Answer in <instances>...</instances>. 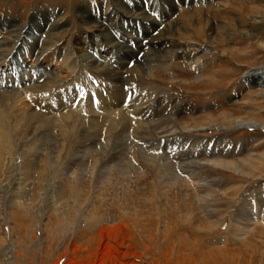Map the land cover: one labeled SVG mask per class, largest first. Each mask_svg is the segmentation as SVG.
Instances as JSON below:
<instances>
[{
	"label": "rangeland",
	"instance_id": "1",
	"mask_svg": "<svg viewBox=\"0 0 264 264\" xmlns=\"http://www.w3.org/2000/svg\"><path fill=\"white\" fill-rule=\"evenodd\" d=\"M114 1L117 10L124 8V4L132 6L130 0ZM133 1L139 6L146 5V0ZM156 1L157 6L166 9L165 0ZM169 1L175 4L178 2ZM210 3L192 6L194 9L186 13L195 16L197 13L206 14L212 20L230 25L232 28L229 33L234 39L226 47L217 46L211 55L201 56L204 72L197 73L188 69L174 58L160 63L162 65L155 68V72L153 68L158 63H151V68L146 71L153 72V77L146 78L142 72L141 76L134 77L136 82L139 80L144 84L143 87L148 86L146 90L140 87L143 91H138L137 86H121L114 78L101 81L94 76L91 68L85 66L90 74L87 73L88 78L98 87L99 92L87 91L76 82L72 90L67 92L74 96L70 97V101H62L61 104L57 102L54 97L64 94L62 90L57 91L58 88L42 94L47 100L42 102L44 105L40 104L37 111L54 116L48 127L45 124L41 126L39 122L34 125L7 123L6 120L3 122L5 115L12 117V107L1 108L0 171L8 153L15 162L12 166V179L0 185V264H264L263 224L254 220L251 223L255 224L243 226L240 236L233 235L238 230L234 218L237 216L238 219H244L239 212L250 211L251 203L256 210L253 200L248 202L250 206L244 205L243 201L264 186V168L258 170V176L254 179L243 180L231 172L209 168L208 174L219 180V184L214 187L215 198L201 205L192 186L197 182L196 179L186 177L174 167H169L167 172L163 171L166 163L173 164L172 156L180 147L181 140L173 138L169 142L147 144L135 141L130 134L127 135V146L130 149L135 145V149H130L128 153L127 147H120L121 150L118 149V154H115V151L109 152L115 134H107L106 137L105 130L101 129L100 136L96 135V140L92 139V144L88 146L80 137L85 133L84 130L91 128L88 122L90 116L101 114V106L106 105L102 99H107L102 89L112 84L119 85L121 93H125L126 98L123 95L122 100L130 104L135 101V106L145 103V111L149 110L146 115L148 121L156 119L152 112L155 108L163 109L166 94L170 97L173 94V99L181 106L186 105L185 121L194 124H208L216 120L215 124L220 126L225 114L230 119L264 124V87L260 89L253 83L243 82L249 69L264 64V52L256 47L257 39L264 40V0H214ZM99 4H105V0H0V15L26 26L37 10L42 13L43 10H54L56 14L53 19L70 26V33L65 30L60 33L63 42L69 38L80 41L92 32L83 30L75 22L74 10L88 6L97 11ZM183 13L175 12L171 15L172 24L185 25L183 31H178L185 36L190 29L182 19ZM255 19L260 22L255 23ZM127 26L125 30L131 29L137 33L142 28L138 23ZM238 26L249 29L254 40L248 41L240 35L243 30L233 29ZM158 28H149L147 32L157 36L164 25ZM120 29L122 26L114 32L119 35ZM140 40H143L141 45L147 51L150 47L149 38ZM35 42L28 51L31 59L41 45L40 41ZM126 43L129 44L128 41ZM195 43L201 45L198 41ZM160 46L162 48L155 52H161L164 45ZM227 47L240 51L238 56L230 58L221 55L220 51ZM143 55V52L128 57L122 54L120 65L124 69L132 68L135 59ZM152 55H148L147 60ZM10 57L7 58L10 66H0V74L1 69L6 67V72L0 75L5 83L4 89L0 91L15 89V83L22 79L25 83L32 80L34 85L43 83L45 74L36 69V72H24L19 59L16 62ZM109 58H112V65L117 64L116 55H110ZM41 63L46 62L41 59ZM198 77L203 80L193 84V79ZM130 94L133 96L130 97ZM48 102L49 107L45 106ZM59 113L64 116H58ZM12 125L16 126L15 129ZM219 126L205 134L184 136L185 139L198 137L200 154L199 151L192 152L195 156L199 154L198 160H208L205 156L213 154L212 148L218 140L223 141L225 150L229 146V152H233L227 161L244 160L252 155L258 160L264 159V131L243 127L223 132L218 129ZM65 127L68 129L64 132ZM122 136L119 139L124 142L126 138ZM203 150L208 153L203 154ZM221 159L226 161V158ZM19 161L22 162L21 168L16 171L14 169L20 164ZM198 178L203 177L199 175ZM263 210L264 206H260L259 212Z\"/></svg>",
	"mask_w": 264,
	"mask_h": 264
},
{
	"label": "bare ground",
	"instance_id": "2",
	"mask_svg": "<svg viewBox=\"0 0 264 264\" xmlns=\"http://www.w3.org/2000/svg\"><path fill=\"white\" fill-rule=\"evenodd\" d=\"M165 1L167 2L166 9L161 8L160 5L157 6L156 0H154L153 2L150 0H146L145 7L139 6L135 4L136 2L130 0L132 6L129 7L130 5L128 6L127 4H124L122 5V7L124 8H122L121 10H117V4L114 0H105V4H99V7H97V11L91 9L88 6L77 7L76 10H74L75 22H77V24L80 25L83 30L92 32L91 35L83 37L80 41H74V39L69 38L68 40H65L66 42H63L64 39H61L62 35H60V33L64 30L66 32H69L70 26L60 23L59 21H55L53 19L56 14L54 10H43V13L42 11L37 10L36 14L31 17L30 23L26 26L25 24H20L14 19H6L2 15H0V21L2 23L0 24V66L2 64L3 65L1 67L10 66V62H7V58L11 56L12 59L16 62L17 59H19V64L21 66V69L23 68L22 70L24 72L41 71L42 74H45L43 75V83H38L37 85H34L35 82H33L32 80L29 81V83H25V80L22 79L15 83V89H6V91H0V110L1 108L8 109L9 107H12V119L9 115H5L3 117V122L6 120L7 123L11 122L16 124L22 123L32 125L39 122L40 125L45 124L47 125L46 127H48V125H51L50 122H52L54 116H51L49 114H40L37 111L40 104H43L42 102H45L47 100L45 99L46 96L42 94H46V92H50L58 88L57 91L62 90L61 92H63L64 94L62 96L54 97L55 99H57V102H60L61 104L62 101H70V97L73 98L74 96L67 94V92L72 90L71 87H74V84H76V82H78V84L86 90L90 89L99 92V90L97 89L98 87L96 88L94 84H92L91 79L87 76L88 67L92 69L93 73L95 74L94 76H96L97 79L99 78L101 81H111L116 79L117 83H119L121 86H137L136 88H138V91H143L148 88V86L143 87L144 84L140 83L139 80L138 82L135 81L137 77L141 76L140 72H142L144 77L151 78L154 76L153 72H155L158 66L160 67V65H162L160 63H165L171 58H174V60L176 61L178 60L182 62V64L185 65L188 69H191L197 73H201L202 71L204 72L201 56L211 55V52L215 51V48L217 46H228V42L234 39L233 35L229 33V30L232 27L228 24L212 20L206 14L203 15L197 13L198 15L195 16L191 14L188 15L186 13L187 11L194 9V7L192 6L203 3L211 4L210 2H213L214 0H189L188 2H186L185 0H178L176 4L174 1ZM113 2L115 3L113 4ZM185 6L187 7V9H184L186 8ZM175 12H185L183 13L184 17H181L190 29V32H187L188 35L186 33L185 36H183L181 34L182 32H178L179 30L181 31V29L183 31L185 27L184 24H182V26L178 23L172 24L173 19L171 14ZM255 21V23L260 22H257L256 19ZM135 23H138V26H142V28H139L138 33L131 29H129L131 32L125 30L126 25H128L127 27L134 26ZM42 24H44V27L42 26ZM162 25H164V28L163 30L161 29L162 31H159V34L157 36H152L149 32H147L149 28H160ZM121 26V34L119 33V35H117L114 30L121 28ZM233 29L236 31L243 30L240 31V35L248 39V41L254 40V36L250 34L249 29H246L244 27L242 29L239 26ZM140 37L149 38L150 47L147 51H144L145 49H143L141 45L144 42L143 40H140ZM179 37L184 39L185 41H180L181 39ZM115 38L117 39V41ZM196 39H198L197 41L200 42L201 45L198 46V44L195 43L197 42ZM35 40H37V43L38 41H40L41 45L39 48H37L38 51L35 52V54L33 53L31 59V54L28 51L31 45L34 44ZM125 40L128 41L129 44L126 43ZM256 42V47H258L264 52V40L257 39ZM160 45H164L161 52L160 50L159 53L155 52L157 51L156 49L162 48ZM139 52H143L144 55L139 59H135L134 67L129 69H124L121 67L120 63L122 62V60L120 59V56L122 54L128 57L131 55L134 56L135 53L138 54ZM239 52L240 51L236 49L227 47L226 49L221 50L220 54L231 58L238 56ZM151 54H153L152 58L150 57V60H147V56H150ZM110 55H116L117 64L112 65V58H109ZM41 59H43L46 63H41ZM58 60H60V62H57ZM151 63H158L159 65L156 64L153 68L154 71L152 73H148V71L146 70L151 68ZM85 66H87V69L85 68ZM6 67L1 69V74H4L6 72ZM18 68L20 69V67ZM77 70H79L80 72L77 73ZM43 71L45 72L43 73ZM135 76L136 78H134ZM201 76L203 75H200V77ZM262 76L264 77V64L258 68L249 69L244 75L243 82L247 84L253 83L261 89L262 87H264V80L263 82L261 81ZM200 77L194 78L193 84H199L201 80H203ZM6 80L5 82L9 83V81ZM4 84L5 83L0 79V89H4ZM61 86H65L64 89H59ZM109 86L111 87H106L105 89H102L104 92H106L107 99H102V102L106 101V105L104 104L103 106H101V114H94L95 117L92 115L90 116V121L88 122L89 124H91V128H89V130L88 128L87 130H84L85 133L81 134L80 136L81 138H83L84 144H86L87 146L90 143L92 144V139H95L96 135H98V137L100 136L101 129L105 130L104 132L106 134V137L108 136L107 134L112 136H114L115 134L114 139L111 141L109 148V152L115 151V154H118L117 151L121 150L120 147L128 148L127 143L129 140L127 141V135L130 136V134H132L131 136L135 141L139 140L140 142H144L147 144H149L150 142H169L172 141L173 138L178 139V141L181 140L182 142L180 144V147L174 152L172 156L173 164L166 163V166L164 167L163 171L167 172L169 167H174L175 170H179L181 173L185 174L186 177H189L190 179H196L197 182L194 183L195 185H191L194 186L195 192H197V199L201 205H205L207 200L211 201L213 198H215L214 187L219 184V180L211 178L208 174L209 168L231 172L242 180L245 178L254 179L258 176V170L264 168V159L258 160L259 158H255L253 157V155L244 160L227 161V158L232 156L233 152H229V146H227L228 149L226 148L225 150V146H223L222 140H218L217 143H214L215 145L212 148V155H203L209 158L208 160H198L197 156H199L200 154L198 147V137H193L194 139H191L192 137L189 139H185L184 136L187 134L194 136L205 134L208 130L212 129L213 127L217 128V126H219V124H215L216 120L210 121V123L208 124H194L193 122L185 121L184 114H186V105L181 106L180 103L173 99V94L170 97L166 93H161L167 95L166 97L164 96L165 99H163V109L158 110L157 108H155L152 112L154 118L156 119L152 118L150 121H148L146 115L149 110L145 111V107H143L145 103H141V105L137 104V106H135L134 104H136V102L134 101L132 104H130L128 103V101H124L125 99L122 100L123 95L124 98L126 97L125 93L122 94L121 90H119V85L117 86L112 84ZM140 87L143 90H140ZM136 88L133 87V89ZM131 96L133 95L130 94V97ZM121 102L122 104L119 105ZM123 104L125 108L123 107ZM45 106L49 107V102ZM119 107H121L122 109ZM117 108L119 109L117 110ZM59 111L60 110H58V112ZM58 116L62 117L64 116V114L62 113ZM58 116H56V118ZM84 120L85 119H83V121ZM54 122H56V120ZM15 127L12 125V128L15 129ZM243 127H246L249 130L259 129L264 131V124H257L256 122L249 123L239 119H230L229 116L226 114L223 115L222 122L220 123L218 129L222 130L223 132H226L241 129ZM93 128L95 129L93 130ZM64 129L65 132L68 128L65 127ZM122 135H124L126 138H123L125 139L124 142H121V139H119ZM3 136H5V134ZM134 146H132L130 149H135ZM155 148L157 147L155 146ZM194 148H196V150H193ZM130 149L128 150V153ZM198 151V155L195 156L192 154V152L197 153ZM205 153L208 152H206V150H203V154ZM114 157V159H116V155ZM169 157L171 158V156ZM5 158L6 161L2 164V169L0 171V174L2 176L0 185H2L4 181L7 182L8 179H12V168H14L12 166L15 161L13 160L12 155H9V153ZM221 158H226V161L222 160ZM19 162L20 166L18 165L14 169L16 171L17 169L21 168L22 162ZM148 162L146 164H148ZM199 175H202L203 178L199 179ZM190 179L189 183L191 182ZM250 200H253V204L256 210L253 209L252 203L251 206L248 205V202L250 203ZM243 203L244 205H248L251 208L249 209L250 211L241 210L239 212L240 214H242L244 219H238L237 216L236 218H234V221L236 222L235 224L238 223V226H235L238 230H236V232L233 234L235 237L241 235L240 231H242L243 226L245 227L250 224H255L251 223L254 220L259 221L258 223L263 224L264 226V210L262 212L263 214L259 212V207L264 206V186L259 189L258 192L254 193L252 197H250L249 199H245ZM219 223L221 224V221Z\"/></svg>",
	"mask_w": 264,
	"mask_h": 264
}]
</instances>
